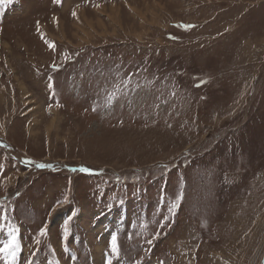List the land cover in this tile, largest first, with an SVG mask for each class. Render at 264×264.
Listing matches in <instances>:
<instances>
[{"label":"rangeland","instance_id":"1","mask_svg":"<svg viewBox=\"0 0 264 264\" xmlns=\"http://www.w3.org/2000/svg\"><path fill=\"white\" fill-rule=\"evenodd\" d=\"M5 213L12 264H264V0H3Z\"/></svg>","mask_w":264,"mask_h":264},{"label":"snow or ice","instance_id":"2","mask_svg":"<svg viewBox=\"0 0 264 264\" xmlns=\"http://www.w3.org/2000/svg\"><path fill=\"white\" fill-rule=\"evenodd\" d=\"M3 0H0V3H2ZM76 13L73 12V16H75ZM37 27L39 28V24H37ZM185 28L189 27L188 25H184ZM194 27V26H192ZM49 47L50 48H54V44L49 43ZM53 67L55 68L56 66L53 65ZM52 84L50 82L49 87H51ZM95 110V109H94ZM38 168H44V167H48V165L45 164H38L37 165ZM84 171H89L88 169H84ZM182 198V197H180ZM172 207H176V205H172ZM171 211V209H169ZM0 218H5L6 219V213L0 217ZM71 220V217H69V221ZM146 227V225H144ZM46 228H42L40 230V234L41 235H45L46 234ZM69 234V228H68V222L65 223L64 225V237L67 238ZM158 235V234H157ZM149 244L152 243L151 240L148 241ZM20 245L17 243L16 241V237L15 235H13L12 239L4 244L3 247H0V254H3L6 257V264H12V260L15 259V255H16V251L19 250ZM109 254L112 256H116L117 258H119L120 256V246H119V239L118 236L116 234L111 235L110 237V241H109ZM11 258V259H8ZM106 264H112V260L109 258L106 261Z\"/></svg>","mask_w":264,"mask_h":264},{"label":"bare ground","instance_id":"3","mask_svg":"<svg viewBox=\"0 0 264 264\" xmlns=\"http://www.w3.org/2000/svg\"><path fill=\"white\" fill-rule=\"evenodd\" d=\"M62 6H63V4H62ZM42 30H45V29L43 28ZM56 121H57V120H56ZM56 121H55V122H56ZM52 122H53V120H52ZM55 122H54V123H55ZM53 126H54V125H53ZM49 128H50V127H49Z\"/></svg>","mask_w":264,"mask_h":264},{"label":"flooded vegetation","instance_id":"4","mask_svg":"<svg viewBox=\"0 0 264 264\" xmlns=\"http://www.w3.org/2000/svg\"><path fill=\"white\" fill-rule=\"evenodd\" d=\"M2 226H4V225H2Z\"/></svg>","mask_w":264,"mask_h":264},{"label":"crops","instance_id":"5","mask_svg":"<svg viewBox=\"0 0 264 264\" xmlns=\"http://www.w3.org/2000/svg\"><path fill=\"white\" fill-rule=\"evenodd\" d=\"M65 7V6H64Z\"/></svg>","mask_w":264,"mask_h":264}]
</instances>
